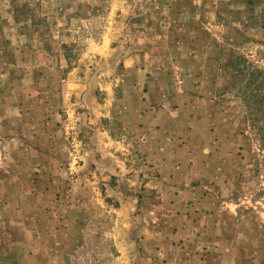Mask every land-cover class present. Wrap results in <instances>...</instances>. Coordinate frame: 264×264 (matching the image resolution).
I'll use <instances>...</instances> for the list:
<instances>
[{"label": "rangeland", "instance_id": "obj_1", "mask_svg": "<svg viewBox=\"0 0 264 264\" xmlns=\"http://www.w3.org/2000/svg\"><path fill=\"white\" fill-rule=\"evenodd\" d=\"M0 264H264V0H0Z\"/></svg>", "mask_w": 264, "mask_h": 264}]
</instances>
